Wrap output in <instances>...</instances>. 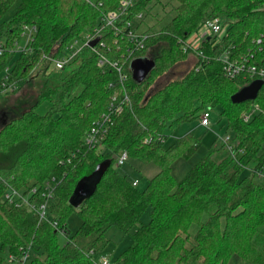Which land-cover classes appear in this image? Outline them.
<instances>
[{"label": "trees", "instance_id": "16d2710c", "mask_svg": "<svg viewBox=\"0 0 264 264\" xmlns=\"http://www.w3.org/2000/svg\"><path fill=\"white\" fill-rule=\"evenodd\" d=\"M119 1H0V38L6 47L0 56V96L13 92H2L1 83L15 84L18 90L25 85L32 94V102L17 114L9 109L0 126V264H10L7 255L20 257L27 247L34 252L27 264H97L93 251L106 246L110 227L124 233L133 230L132 242L116 264H264V84L255 99L232 103L231 95L251 81L246 75L227 79L215 59L218 51L232 46L233 58L252 54V63L264 70V0H135L124 20L132 21V30L146 39L133 57L149 58L154 66L140 83L128 72L124 89L129 105L113 117L98 148H85L82 138L106 111L112 95L107 84L117 76L114 69L102 72L97 61L102 56L127 64V38L119 36L113 43L106 28L103 47L84 48L62 71L47 73L46 57L91 32ZM154 5H170V18L163 24L156 18L142 28L146 17L156 16L151 12ZM10 8V19L4 21ZM207 19L227 26L226 36L214 45L211 40L201 44L205 58L183 52L179 41ZM23 25L36 27L32 52L10 53L21 39ZM154 47L157 51L149 53ZM191 58L192 66L183 76L149 91L178 63ZM215 108L232 149L214 142L177 181L171 165L190 158L199 140L187 133L165 146V130ZM243 113L249 114L246 122L240 118ZM120 151L158 167L143 189L137 188V179L129 180L115 167L114 156ZM104 161L109 165L94 193L78 207L70 206L76 182ZM52 178L47 204L63 231V244L55 228L39 221L34 210L3 200L8 187L27 194ZM31 196L36 202L45 199ZM72 213L81 222L70 234L66 220ZM145 213L147 222L142 221Z\"/></svg>", "mask_w": 264, "mask_h": 264}, {"label": "built area", "instance_id": "2783aa9c", "mask_svg": "<svg viewBox=\"0 0 264 264\" xmlns=\"http://www.w3.org/2000/svg\"><path fill=\"white\" fill-rule=\"evenodd\" d=\"M1 1V0H0ZM135 0H121L118 6L111 11L103 14L95 28L89 32L82 34L81 36L72 39L63 45L60 52L56 56L46 57L47 73L54 71H62L69 62L74 59L84 48L89 47L95 50L98 47H103L104 43L101 41V36L103 31L108 28L114 36L113 43L117 42V37L125 36L129 45L127 46L126 52L128 53L127 58L130 60L126 64L125 62H120L118 60H108L105 57L100 56L97 61V67H99L102 72L114 69L116 72V80L110 81L107 84V88L112 91L109 103L106 107V111L103 112L93 123L90 128L86 131L82 138V144L85 148H98L101 145V141L112 123V119L115 115H118L122 109L129 105V99L125 93L124 84L128 79V72H130V62L138 57H133L134 53L142 50L145 47L146 35L134 32L132 30L133 22L124 20V16L133 7ZM100 5V4H99ZM141 14H137L135 18L139 19ZM227 26L222 25L219 21L213 19L205 20L194 32L188 35L184 40L179 41L181 49L183 52H191L196 56L205 58L199 47L202 43L206 41H213L212 45L220 43L222 38L226 36ZM36 34V27L34 25H23L21 26L20 41L14 43L13 47L9 50L10 53H28L32 52L30 47L31 42ZM23 39V40H22ZM93 46H89V43L96 40ZM260 39L256 42L260 43ZM6 51L4 43H0V56ZM232 46L228 48H222L216 54L215 59L219 61L222 65V72L224 77L229 80H233L240 75L248 76L250 81L255 79H260L264 84V70L257 67L252 63V54L238 56V58L232 57ZM3 89L2 92H11L16 89V85L4 86L1 83ZM122 93V97L118 99V96ZM257 107L253 108V111ZM210 110L205 109L199 115V124L203 127L209 126ZM241 120L246 122L249 119L248 113H243L240 116ZM230 141L229 135L223 137V143L227 144V149L231 150L232 146L228 145ZM128 159L126 151H120L116 154L115 165L121 166ZM133 185L137 184V181L132 182ZM54 187L53 178L46 181L41 189L32 188L27 194H21L12 187L8 189L3 194V200L9 205L20 207L22 205L28 206L30 209L34 210L37 214L39 221H47L51 224L53 228L60 234L63 235V231L59 230L56 221L49 214L47 199L51 198L52 191ZM39 191V192H38ZM40 195V197L45 198L43 202H36L31 199V195ZM30 247L21 250L20 257L13 254L7 255V262L10 264H27L29 258ZM97 264H110V262L101 258Z\"/></svg>", "mask_w": 264, "mask_h": 264}, {"label": "rangeland", "instance_id": "374dc122", "mask_svg": "<svg viewBox=\"0 0 264 264\" xmlns=\"http://www.w3.org/2000/svg\"><path fill=\"white\" fill-rule=\"evenodd\" d=\"M165 1V0H164ZM264 7V6H263ZM13 8V7H12ZM10 8L3 17L4 21H8L10 19L11 13L13 9ZM170 5L165 6L164 8L161 5H154L152 8V14L154 13L156 16H148L144 19L142 23V28L149 26L150 24H154L156 18L160 20V24L165 23L171 16L169 9ZM155 28H157V24H155ZM23 40V39H22ZM3 38H0V43L3 42ZM157 51V48L154 47L149 50V53H154ZM193 58L189 60H185L184 62L178 63L172 70L167 72L161 78H159L155 84H153L149 89L152 91L161 85H163L166 81L180 78L185 74V72L192 66ZM31 89L27 88V86H23L21 88L16 89L12 93L6 94L5 96H0V126L6 120L7 112L10 109L12 114H17L19 109L22 110L26 104H30L32 101L30 99ZM46 106H43L40 110L44 111ZM18 111V112H17ZM219 109H213L210 111L209 118V126L203 127L199 124V115L198 113L194 118L188 120L186 122H182L179 124H175L171 128H167L164 132L165 137V146L170 145L177 138L191 133L196 138H198L199 142L196 147L195 153L188 159H177L171 165V174L173 177L180 181L187 174L188 170L194 165L202 156L206 154L208 149L212 146L214 142L219 144L223 143V137L227 134L225 132V128L222 122H218ZM116 158V156H114ZM117 170L125 174L129 180L137 179L138 189H143L148 181L157 171L158 167L152 163H142L138 160H132L128 158L125 163L121 166H116ZM247 169L242 172V177L247 175ZM263 178V177H262ZM264 179V178H263ZM142 221H148V214H144L142 216ZM80 218L76 213H72L66 220V226L69 230L70 234H73L80 225ZM195 226L192 227L191 231H194ZM133 230H130L128 233H124L118 228L110 227L105 232V237L107 239V244L101 251H93V259L100 260L101 258L107 259L110 264H116L115 259L131 244L132 239L131 235ZM65 238L63 235H58V242L63 244ZM29 256L31 258L33 251L29 250ZM29 261V258L27 262ZM228 264H237L233 261H229Z\"/></svg>", "mask_w": 264, "mask_h": 264}, {"label": "water", "instance_id": "95a60500", "mask_svg": "<svg viewBox=\"0 0 264 264\" xmlns=\"http://www.w3.org/2000/svg\"><path fill=\"white\" fill-rule=\"evenodd\" d=\"M93 40L89 46L96 43ZM154 63L151 59L145 57L135 58L130 62L129 68L131 77L134 81L142 82L148 73L152 70ZM263 85V81L255 79L248 85L242 87L239 91L231 95L232 103L238 104L247 100H253L257 96L258 91ZM109 165V161H104L96 166V168L88 175L81 177L75 184L72 193L68 199V204L74 208L78 207L85 199L89 198L95 191L105 168Z\"/></svg>", "mask_w": 264, "mask_h": 264}]
</instances>
